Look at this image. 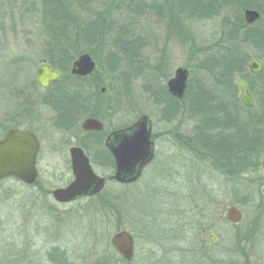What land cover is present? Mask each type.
Segmentation results:
<instances>
[{
    "label": "rangeland",
    "instance_id": "obj_1",
    "mask_svg": "<svg viewBox=\"0 0 264 264\" xmlns=\"http://www.w3.org/2000/svg\"><path fill=\"white\" fill-rule=\"evenodd\" d=\"M40 1L0 0V138L18 123L36 129L41 136L36 183L25 185L9 178L0 181V264H61L63 258L71 264H98L102 258L110 264H126L111 243L112 235L120 230L133 238L129 264H264V197L254 190L260 188L259 176L254 174L251 179L246 173L237 179L197 155L190 143L197 118L186 114L166 122L163 105L143 90L142 80L132 83L128 98L109 122L103 121L107 130L127 127L140 116H148L153 157L141 177L121 184L112 179L114 169L93 163L98 175L109 178L100 194L66 203L52 198L50 191L71 178L68 148L77 142L75 136L82 133L81 124L88 117L65 128L58 113L42 102L51 88L39 84L27 93L26 118L16 115L24 106L15 93L21 88L30 92V80L43 61L47 21ZM116 1L96 0L92 6L99 10ZM144 12L134 21L145 40L139 56L155 64L164 55L168 62L167 79L152 85L166 87L177 67L187 68L189 77L192 72L200 77L203 73L194 69L198 45L210 32L219 30V19H183L180 29H173L181 31L176 37L151 13ZM191 34L194 40L182 42L181 37ZM246 48L248 64L253 58L261 62L254 48ZM107 55L105 50L96 54L97 62L102 61L98 89L105 97L111 95L107 79L111 75L103 68L111 62ZM233 96L228 94L230 102L240 100L238 86ZM230 206L242 214L237 223L226 218ZM157 225H161L162 237L157 236ZM210 234L215 235L214 241L209 240Z\"/></svg>",
    "mask_w": 264,
    "mask_h": 264
},
{
    "label": "trees",
    "instance_id": "obj_2",
    "mask_svg": "<svg viewBox=\"0 0 264 264\" xmlns=\"http://www.w3.org/2000/svg\"><path fill=\"white\" fill-rule=\"evenodd\" d=\"M95 2L40 1L47 21L43 61L62 74L60 80L51 84V91L42 102L58 113L61 125L70 128L83 117L109 122L128 98V88L142 80L143 90L150 93L155 103L163 105L161 112L166 122L186 114L197 118L190 140L197 155L237 179L245 177L251 166L256 170L264 153V0H117L105 3L99 10L92 6ZM246 8L260 13L252 25L244 21ZM144 11L151 13L172 36L181 33L173 29L181 26L183 19H219V30H213L205 41H200L199 53L196 51L194 69L203 74L197 77L194 72L190 73L181 99L172 96L165 85L160 89L152 85L167 79L166 57L163 55L161 61L152 64L139 56L145 40L137 33L134 21ZM192 36L181 40L189 44L194 40ZM249 46L257 51L262 62V70L256 75L247 67L250 54L246 47ZM102 50L111 60L109 66L103 65L111 75L107 78L111 95L107 97L98 89L102 82L99 73L102 61L97 62L96 54ZM84 51L97 62L95 69L87 76L71 75L73 61ZM238 77L248 82L249 91L255 97L252 108L245 107L237 98L236 103L230 102L228 94H234L235 98L237 86L233 80ZM30 81V92L21 88L15 93L20 106H24L16 115L22 114L23 118L29 104L27 93L38 87L35 76ZM159 226L154 227L157 236L162 237ZM102 259L98 264H110ZM66 263L68 260L63 258L61 264Z\"/></svg>",
    "mask_w": 264,
    "mask_h": 264
},
{
    "label": "water",
    "instance_id": "obj_3",
    "mask_svg": "<svg viewBox=\"0 0 264 264\" xmlns=\"http://www.w3.org/2000/svg\"><path fill=\"white\" fill-rule=\"evenodd\" d=\"M260 13L252 8L243 11L246 24L255 23ZM96 65L88 53L80 54L72 63L70 74L75 76H87ZM249 71L258 73L261 70V62L251 59ZM62 74L51 68L47 63H41L35 71V77L42 88H47L51 82L60 80ZM189 71L184 67H177L166 81L168 92L175 98L181 99L187 89ZM239 87V99L247 107L254 106V99L248 90L247 82L239 77L236 79ZM84 130H100L103 124L94 118H86L81 124ZM106 146L111 151L115 161V172L112 176L117 182L130 183L137 180L142 169L153 157V141L151 140V124L147 115L140 116L131 125L112 131ZM39 142L36 136L27 130L16 128L9 129L4 138L0 140V180L7 177L15 178L24 184H32L37 177L35 166ZM71 169L73 180L65 187L52 190L53 198L61 203L71 202L80 197L95 195L105 185V179L96 174L89 158L80 147H72L70 150ZM264 166V157L262 158ZM242 214L235 206L226 210V218L232 223L240 221ZM210 241L215 240V235L210 234ZM111 243L120 255L129 264L133 255V238L126 230H120L111 237Z\"/></svg>",
    "mask_w": 264,
    "mask_h": 264
},
{
    "label": "flooded vegetation",
    "instance_id": "obj_4",
    "mask_svg": "<svg viewBox=\"0 0 264 264\" xmlns=\"http://www.w3.org/2000/svg\"><path fill=\"white\" fill-rule=\"evenodd\" d=\"M250 25H252V24H250ZM95 65H96V62H95ZM52 83H54V82H51L48 87H50ZM247 84H248V82H247ZM248 90H249V88H248ZM24 118H26V117H24ZM24 118H23V120H24ZM88 118H93V117H88ZM94 119H97V118H94ZM98 120L101 121L100 119H98ZM101 122L103 124V127L100 130H84L81 127L82 133H80L78 136H75L77 142L75 144H72L71 146H69V148H68V155H67V158H66V161L69 164L71 178H70L69 182L66 185L60 186V187L67 186L73 180V174H72V169H71V157H70V150H71L72 147H80L83 150V152L85 153V155H87V157L89 158V161H90V163L92 165V168H93V163H97L98 165H102V166L107 165L108 167H111L112 169H114V172H115V161H114V157H113L111 151L109 150V148L106 146V140H107L109 134L112 131L117 130V129H121V128H112V129L105 130V125H104L103 121H101ZM12 128H16V129H19V130H27V131L32 132L36 136V138H37V140L39 142V149L37 151L36 161H35V166H36V169H37V177H36L35 181L32 184H25V185H33V184L36 183V181L38 180V177H39V168H38V165H39L40 158H41V155H40V152H41V138H40L41 136H40V133L36 129L32 128V127H29V126L23 127V126H21L19 124H15V125L13 124L9 129H12ZM8 130L6 131V133L8 132ZM5 134H4V136H5ZM4 136H2L0 138V140L3 139ZM72 138H73V136H72ZM263 157H264V155L262 156V158ZM262 158L258 161V166H257V169L256 170H254L252 166L248 170V173L251 176V179H253L254 174H255V177L256 176H259V179H257L258 180L257 183H260V186H259L260 188H256L255 189V187H254V190H256L258 192V194H259L258 196L259 197H264V166H263ZM149 164H150V162L142 169L139 178L141 177L144 169ZM93 170H94V168H93ZM99 176H101V175H99ZM101 177H103L105 179V185L104 186H106V183L109 180V178L108 177H105V176H101ZM137 180H135V181H137ZM252 181L254 182V180H252ZM121 184H129V183H121ZM252 184H255V182L252 183ZM57 188H59V187H57ZM52 190L49 193V194H51V196H52ZM52 198H53V196H52ZM82 198H84V197H82ZM56 202H58V201H56ZM58 203H60V202H58Z\"/></svg>",
    "mask_w": 264,
    "mask_h": 264
}]
</instances>
